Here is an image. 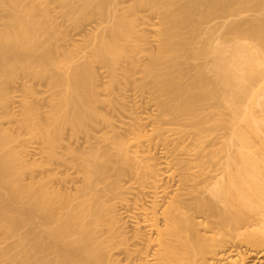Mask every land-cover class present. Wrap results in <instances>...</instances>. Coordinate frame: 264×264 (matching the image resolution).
I'll list each match as a JSON object with an SVG mask.
<instances>
[{
	"label": "bare ground",
	"instance_id": "bare-ground-1",
	"mask_svg": "<svg viewBox=\"0 0 264 264\" xmlns=\"http://www.w3.org/2000/svg\"><path fill=\"white\" fill-rule=\"evenodd\" d=\"M56 1L67 51L50 0H0V109L50 76L18 125L68 185L0 116V264H264V0Z\"/></svg>",
	"mask_w": 264,
	"mask_h": 264
},
{
	"label": "rangeland",
	"instance_id": "rangeland-1",
	"mask_svg": "<svg viewBox=\"0 0 264 264\" xmlns=\"http://www.w3.org/2000/svg\"><path fill=\"white\" fill-rule=\"evenodd\" d=\"M52 1L50 0V2H51L50 7H51V10L53 11V12H51V14H52V16L55 17V18H53L54 21L56 20L55 23L58 22L57 25L59 24L58 27H59V30H60L59 36L57 35L59 39L56 38V40L54 42H56L58 40L57 41L58 43H56V44L60 45L59 46L60 51L61 50L65 51L63 49H66V48L68 50H70V49H72V47H74L75 44H77L78 39L79 38L81 39V35L83 34L82 30L79 29L78 25L76 24V22L74 20H70L66 16H64V14L61 12V9H59V5H58V2L56 0H54L53 3H52ZM247 7H250V5H247ZM145 11H147V10H145ZM141 13H143L145 15H148L149 19L154 20V16L155 15L154 14H150L151 12L142 11ZM251 13L252 12L249 11L248 14H251ZM149 15L152 16V18ZM96 18H95V21H94V18L92 20H90L92 22L91 24L89 23L90 21L88 23L90 25H92V24L95 25L94 23H97L99 21ZM233 19H234V17H230L228 20L230 21V20H233ZM224 21H225L224 18H216L215 20H213V22L211 24L213 25L215 23H222ZM89 24H87V22H86L85 26L86 27L88 26V28H89ZM84 31H85V28H84ZM64 40H65V42H64ZM59 41H63V42H59ZM67 49H66V51H67ZM96 72H97L96 81L99 80V81H97V83L99 84L98 86L100 87L99 90L101 91L103 89L102 90L103 92L102 91H101L102 93L100 92L102 94L101 98L102 99H112L113 97H111V95H110V93H111L110 91L112 89L110 88L111 89L110 90L108 88V86L106 87V83H107L106 77H107V75H106V73H104L105 71L103 70V68H101V66H97L96 67ZM24 74L25 73H20V76L18 74V78L15 81V83H13V82L7 83V92L11 96H13L14 99H15V101L13 102V105H11L12 108H9L10 110L11 109L12 110L11 111L9 110V112H13V114L15 113L14 114L15 116L14 117L8 116L6 110L0 109V116L2 118L1 121H2V123H3L5 128L9 129L10 132H12L15 135L17 133L20 134L23 137V139L27 143H29L30 146H32L34 148L31 151V155L32 154H36V155H33V157L30 155V157H29V158H31V162L32 163L34 161H36V162H39V163H48L49 166L51 165L50 167L49 166L47 167L48 169L47 168L46 169L36 168L33 172L26 171V173L24 175V179H25L24 181L25 182H29L32 177H35V178L38 179V178H40L42 176H48L50 174L51 175L55 174L56 177L57 176H60V177H57V180L54 181L55 182L54 184L56 186H58V187L60 185L61 188L65 189L66 186H68V185L65 184L66 182H63V180H60V178H61V176L66 177L67 167L65 166L63 168L62 166H64V165L61 166V163H57V165H56V162H49V158H48L47 154H44L41 151V149L43 147L42 143L40 141L31 140L29 138V135L27 134V130H25L23 128L20 129L19 125H18L20 119H22L21 112H22V109H23V105L21 103H19V100L22 99V97H28L29 101H31L34 104L38 105L39 108H41V110H43V111L50 110V108L52 106L51 98H52V95H53V92L51 90L52 79L50 78V76L48 78L47 77L48 75H45L42 78H36L33 75H27V74L24 75ZM103 85H105V87ZM107 85H108V83H107ZM105 90H108V91H105ZM135 92L136 91H134L133 93H135ZM101 106H102V108H101ZM104 106H106L104 108L105 110L108 109L105 112L108 111V113L111 114L112 113L111 112V107L108 106L107 104H103V105L99 104V109L101 108V110H103ZM152 109L150 108L149 111H152ZM259 109L257 111H259ZM258 115H260V114H258ZM261 115H263V113ZM65 133L67 134V135L65 134L66 142H64L65 146H63L64 144L61 146L62 148L63 147L66 148V144H68L69 141H70L68 132L66 131ZM67 139H68V141H67ZM73 146L75 147V145H73ZM63 151H64V149H62V152ZM58 164H60V166H61L60 168H58L59 167ZM69 173H71V172H69ZM22 231L25 232V231H27V229H23ZM13 243H14L13 240L0 239V248L7 250V249L11 248ZM263 261H264V259H263ZM7 263L8 262H6V261L3 262V264H7Z\"/></svg>",
	"mask_w": 264,
	"mask_h": 264
}]
</instances>
